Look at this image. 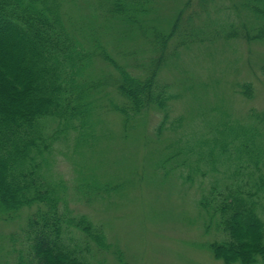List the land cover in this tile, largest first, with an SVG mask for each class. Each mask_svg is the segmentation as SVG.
<instances>
[{
  "label": "trees",
  "instance_id": "trees-1",
  "mask_svg": "<svg viewBox=\"0 0 264 264\" xmlns=\"http://www.w3.org/2000/svg\"><path fill=\"white\" fill-rule=\"evenodd\" d=\"M93 1L85 0L90 14L78 20L64 8V2L76 5L77 0H0V213L7 221L32 210L11 237L13 264H91L86 255L111 248L102 226L69 208L70 187L52 171L55 144L67 141L70 132L76 151L96 142L97 108L119 113L125 133L148 108L163 110L155 129L159 135L175 97L159 79L168 56L177 60L181 49L218 34L225 40L264 41V0H235L232 7L255 21L251 27L230 21L221 29H213L216 23L210 19L218 0H184L168 32L156 14L162 0ZM193 1L203 26L192 23L197 12L182 17ZM207 27L213 31L204 32ZM111 30L113 51L125 61L131 58V64L117 61L102 43L101 36ZM134 42L138 45L132 47ZM96 58L113 72H97ZM240 87L244 95L251 93L250 84ZM217 117L222 118L210 128L212 137L179 145L164 161L187 155L175 165L187 169L180 175L184 184L193 185L196 175L209 177L208 185L199 187L197 208L205 230L221 235L205 244L212 256L223 264H264L263 133L256 124ZM92 171L86 165L75 170L70 189L77 202L109 199L123 186L101 182ZM114 254L121 261L120 252Z\"/></svg>",
  "mask_w": 264,
  "mask_h": 264
},
{
  "label": "rangeland",
  "instance_id": "rangeland-1",
  "mask_svg": "<svg viewBox=\"0 0 264 264\" xmlns=\"http://www.w3.org/2000/svg\"><path fill=\"white\" fill-rule=\"evenodd\" d=\"M183 1L162 0L157 5L156 14L165 32L170 29V21ZM77 2L76 5L64 2L68 14L78 20L88 17L90 9L85 0ZM232 4H236L235 0H218L213 5L210 18L216 23L213 29H221L230 21H241L251 27L255 20L233 8ZM199 9L193 1L185 9L183 19L197 12L199 15L195 14L192 23L203 26L205 21ZM202 29L213 31L209 27ZM113 37H116L113 30L101 36L107 51L117 61L131 64V58L125 61L113 51L116 43ZM175 37L169 40L166 51L174 44ZM130 45L135 47L138 42ZM177 55V60L174 55L173 58L168 56L160 68V81L175 97L168 102L166 128L159 135L155 129L164 117L163 110L148 108L135 118L134 127L125 133L119 113L97 108L96 133L100 134L96 142L76 151L74 132H70L67 141L55 144L52 171L62 176L70 188L75 170L82 165L92 166V172L101 182L123 185L109 199L90 204L83 200L77 202L72 190H68L69 208L102 226L106 241L111 245L106 251L93 252L92 257L86 255L91 264H223L205 247V244L220 240L221 235L212 229L205 230L204 215L197 208L199 187L208 185L209 177L196 175L193 185L184 184L180 175L187 169L175 165L187 155L165 161L179 145L212 137L210 128L222 118L217 116H227L245 125L256 124L263 133L264 146V41L225 40L218 34L181 49ZM149 58L146 56L145 63ZM93 68L97 72H113L111 66L98 58ZM246 83L251 85L248 96L240 87ZM106 91L115 99L111 88ZM100 103L105 104V99ZM173 122L178 124L171 126ZM189 157L195 159L196 153ZM31 212V209H23L7 221L0 213V264L14 263L16 252L12 250L11 237L19 233ZM261 216L264 221V211ZM115 251L120 252L121 261L116 259Z\"/></svg>",
  "mask_w": 264,
  "mask_h": 264
}]
</instances>
